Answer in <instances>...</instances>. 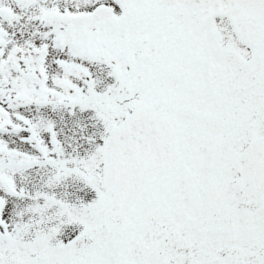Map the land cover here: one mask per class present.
<instances>
[{
    "label": "snow or ice",
    "instance_id": "snow-or-ice-1",
    "mask_svg": "<svg viewBox=\"0 0 264 264\" xmlns=\"http://www.w3.org/2000/svg\"><path fill=\"white\" fill-rule=\"evenodd\" d=\"M0 264H264V0H0Z\"/></svg>",
    "mask_w": 264,
    "mask_h": 264
}]
</instances>
